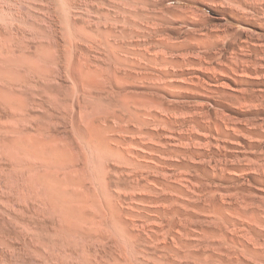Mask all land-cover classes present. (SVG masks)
<instances>
[{
  "label": "rangeland",
  "instance_id": "rangeland-1",
  "mask_svg": "<svg viewBox=\"0 0 264 264\" xmlns=\"http://www.w3.org/2000/svg\"><path fill=\"white\" fill-rule=\"evenodd\" d=\"M0 264H264V0H0Z\"/></svg>",
  "mask_w": 264,
  "mask_h": 264
},
{
  "label": "bare ground",
  "instance_id": "bare-ground-1",
  "mask_svg": "<svg viewBox=\"0 0 264 264\" xmlns=\"http://www.w3.org/2000/svg\"><path fill=\"white\" fill-rule=\"evenodd\" d=\"M2 165V164H1ZM7 170V169H6ZM6 207V206H5ZM3 258V257H2Z\"/></svg>",
  "mask_w": 264,
  "mask_h": 264
}]
</instances>
